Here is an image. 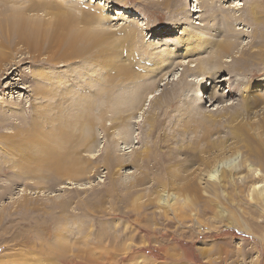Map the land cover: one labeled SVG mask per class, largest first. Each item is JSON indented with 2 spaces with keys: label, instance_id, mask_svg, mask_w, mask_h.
Listing matches in <instances>:
<instances>
[{
  "label": "rangeland",
  "instance_id": "rangeland-1",
  "mask_svg": "<svg viewBox=\"0 0 264 264\" xmlns=\"http://www.w3.org/2000/svg\"><path fill=\"white\" fill-rule=\"evenodd\" d=\"M208 1L233 16L246 57L264 54V0ZM175 10L171 0H0V264H264V160L254 155L264 141L263 62L256 76L220 73L218 90L184 87L203 77L177 64L210 49L177 50L189 35L168 23L182 22ZM211 15L183 22L222 41ZM71 43L82 57L60 60ZM135 83L158 94L137 109L125 102ZM192 96L203 105L191 118ZM227 156L235 166L251 158L259 175L243 171L217 196L219 181L205 174Z\"/></svg>",
  "mask_w": 264,
  "mask_h": 264
},
{
  "label": "bare ground",
  "instance_id": "bare-ground-1",
  "mask_svg": "<svg viewBox=\"0 0 264 264\" xmlns=\"http://www.w3.org/2000/svg\"><path fill=\"white\" fill-rule=\"evenodd\" d=\"M171 1L174 3V7L176 8L175 12L179 11L180 12L179 14H181L183 16V20L181 22V20L176 21L174 19H170L168 23L175 25V27L177 29L178 28L182 29L181 34H188L189 35L188 41L187 42H180L179 46L176 47L177 50L183 49V51L184 52L187 51V53L200 52L202 54V53L206 52L208 49H210L208 56L205 58L199 59L197 61V63H196V61H193V62H188L186 65L181 64V63L177 64L178 66L183 67L182 71L184 73H186L185 75L188 74L187 77H195L196 75H202L201 77H203L202 80H198V81L195 79L185 80L184 85H183L184 87H186V86L193 87V84H194L197 87V89L199 90L205 84L204 85L205 87L203 89H206V91L208 92L207 86H209V89H214V88L220 89L221 88L222 85L221 86L217 85L218 83H221V81L217 80V77H219L217 75H219L220 73L228 72L229 74L232 75L230 78H228V81H230V80L233 81V79H231V78H233L235 75H241V74H245V72H247V71H252L251 74H254L252 76H256L258 74V72L262 70V68L260 67V61L263 62V66H264V58H263L264 54L259 52L257 54H251L250 56L248 55L249 57H246L247 54L244 52L245 49L244 48H242L241 50L239 49V47H241V44H242L241 42H239V38H240L239 36H241V33L237 32V30L235 28V22L232 19L233 16L229 15V12H226V14L228 13L227 16L225 14L226 17L225 16L221 17L220 15L222 13H220V12L223 10V8L218 7L216 5L217 3L215 4V2H210L208 0H196V2H197L196 9H193V10L189 9V3L187 2V0H171ZM205 11H209V13L211 12L212 13L211 16H214V19L216 20L215 24L218 25V27L215 28L216 27L215 26L214 27L215 29L214 28L213 29L215 30L217 36L220 33L227 32V35L224 36L225 39H223L222 41L219 39L215 40V39H213V37L207 39L204 36V38H203L201 35L205 34L204 31H202L201 29L196 28L190 24L185 25L186 22H188V21L190 22L191 18L193 20V18L195 17V13H203ZM219 13H220V15H219ZM248 15H249V17H248ZM248 15L246 16L247 18H246L245 23L248 25L253 24V26H255L254 22L257 20V18L255 16H253L252 13H250ZM184 16H186V17L188 16L189 20L187 18L184 19ZM202 18H203V16H201V20H202ZM115 19H117V18H114V20ZM197 19H199V18H197ZM183 21H186V22H183ZM251 22H253V23H251ZM186 24H188V23H186ZM194 25H199V27H205V24H200V23L199 24L196 23ZM189 26H191V27H189ZM210 26L211 25H209V27ZM235 32H237V33H235ZM22 34L24 35L25 33H22ZM26 37H30V39L32 41L35 38L34 36H31V34L26 35ZM73 37H74V39H72V40H78L81 38V37H77L75 35ZM126 37L129 38L130 40H133V30L127 31ZM232 37L235 39H233ZM62 43L63 42L59 41V45H61ZM71 44H73V45H71V47H70L71 50L69 52H64L61 50L62 52H60L61 54L59 55L60 60L62 58L65 61V58L66 59L67 58L73 59V58H81L82 57V54H83L82 51L75 49L74 43H71ZM254 47L255 46H251L250 49L254 48ZM187 56L188 55H186V53H185L184 55L177 56V57L180 58V57H187ZM252 56H256L257 58H254ZM171 63L172 62L169 61V65H171ZM194 63H196V64H194ZM225 64H227V65H225ZM229 64H231V65H229ZM261 65H262V63H261ZM158 69L160 70V68H158ZM123 70H125V69L123 68ZM157 72H159V71H157ZM166 76H167V74L165 75V77ZM170 76H171V74H170ZM180 77H182V75L181 76L174 75L172 82H175V81L178 82V79ZM163 79L164 78H162V80H160L162 82V84H158L159 86L156 85V89L158 87H164L165 85H167V83H169L171 81L170 77H167L164 80ZM167 79H168V82L164 83L165 80H167ZM222 81L225 82V81H227V79L224 78V79H222ZM142 84H144V83H135V85L133 87L134 90H133V92L131 91L132 95L125 100L126 103L129 101V103H131L130 105H136V109L140 107L138 105H140L141 103H143V105H144V103H146V104L151 103V101L155 99L156 95H158V94H156V95L145 94L146 89H145V87H143L144 85H142ZM237 87H240V84H237ZM38 92H41V90H39ZM232 93H233V91H232ZM222 98H223L222 95L219 96L217 94L216 95L214 94V97L213 98L211 97V100L214 101L213 103H215L217 100L222 101ZM117 100H119V99H117ZM192 101H193V103H191L190 108H188V111H187L188 113L192 114V116H190L191 114L188 116L191 118L193 117V115L194 116L197 114L201 115V112H199V111H201L200 109L203 105V100L200 98L192 96ZM85 108H86V106H85ZM129 108L132 109L131 106ZM136 109L134 108V110H132V111L129 110L131 112L130 115L134 116ZM215 111H217V109ZM210 117H212V116H210ZM232 118H233V116H232ZM204 122H205V119H204ZM62 131L59 130V132H57V134L64 135L65 133H63ZM128 135H129L128 130L124 131V138H125L126 142L129 143V141H130L129 136L130 135L129 136ZM261 136H263V135H261ZM66 137L68 138V136H66ZM260 140H263L262 137L260 138ZM61 144L63 145L64 143H61ZM43 150L46 151L45 158H50V159L54 158L57 162L60 163L57 166L58 169L60 168V170H63V169L72 170V167H70L68 165L65 166L64 158L66 157V155L63 156L62 159H59V154L57 153L58 151H56L57 148H55V149L52 148V149H49L48 151L43 148ZM234 151L238 152V150H234ZM256 154H259L258 155L259 160H255V161L261 162L264 160V141H260V143L258 145V151L255 152L254 155H256ZM256 158H257V156L255 157V159ZM237 159H238V157L235 159V157H233V156H227L226 158L222 157L220 160H214V163L211 167V170L206 171L205 176L208 174V180L212 181V180L216 179L219 181L218 185L215 187V189L213 191L217 196H221L223 194L222 190L225 187H236L239 179L242 177H245L243 175H240L241 172L247 171L249 174H251V176L248 175V178H246V180L256 178L259 175V170L254 167L253 162H252L253 160L251 158L248 160L247 159L243 160V161H241L242 162L241 165L235 166V165H237V164H235ZM132 161L136 163L139 161V159L133 158ZM51 163H53V162H51ZM226 169H233V170H231L230 172L227 173V172H225ZM220 173H221V175H220ZM259 180L262 181V179H259ZM256 188H258V187H256ZM194 191H196V189H194ZM258 197H259V199H262L264 201V188H261V190L258 193ZM226 240H228V238H226L224 241H226ZM257 244H260V246L263 248V245L261 243H257ZM223 250H224V247L221 248V252H223Z\"/></svg>",
  "mask_w": 264,
  "mask_h": 264
}]
</instances>
